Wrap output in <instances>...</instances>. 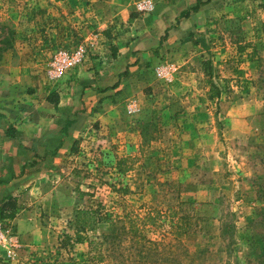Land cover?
Here are the masks:
<instances>
[{"label":"rangeland","instance_id":"rangeland-1","mask_svg":"<svg viewBox=\"0 0 264 264\" xmlns=\"http://www.w3.org/2000/svg\"><path fill=\"white\" fill-rule=\"evenodd\" d=\"M141 1L0 0V134L24 117L40 80L58 82L51 36L88 51L89 37L124 35L152 12ZM255 7L207 22L199 46L157 50L119 117L90 123L78 168L92 196V211L77 215L86 244H54L50 264H264V6ZM170 64L166 79L157 68Z\"/></svg>","mask_w":264,"mask_h":264},{"label":"crops","instance_id":"crops-1","mask_svg":"<svg viewBox=\"0 0 264 264\" xmlns=\"http://www.w3.org/2000/svg\"><path fill=\"white\" fill-rule=\"evenodd\" d=\"M259 3L264 0H159L152 12L131 20L124 35L110 29L89 37L84 61L61 80L39 81L26 98L24 117L11 125L15 137L7 136L6 128L0 134V220L12 225L22 244L8 264H50L45 254L54 244H86V239L76 242L75 235L81 222L77 215L91 210L92 196L79 184L90 180L81 179L85 171L78 170L86 160L79 155L80 138L90 123L103 125L119 117L121 100L130 85L138 84L135 73L156 61L157 50L199 46L201 40L195 39L204 36L200 32L207 22L251 15ZM51 37L59 40H52L55 47L78 43L63 45L61 35ZM49 42L43 40V46ZM196 51L203 52L201 47ZM0 264H7L1 256Z\"/></svg>","mask_w":264,"mask_h":264},{"label":"built area","instance_id":"built-area-1","mask_svg":"<svg viewBox=\"0 0 264 264\" xmlns=\"http://www.w3.org/2000/svg\"><path fill=\"white\" fill-rule=\"evenodd\" d=\"M153 8V0H142L138 3L139 10L153 11ZM86 53L87 47L83 42L72 47L60 46L56 48L50 60L49 78L53 81L61 80L69 70L77 67L84 61ZM175 69L176 67L170 64L158 67L157 72L162 74L161 76L164 78L170 79ZM134 105V100H131L129 107L134 109ZM21 248L20 237L12 225L0 220V256L3 261L6 263L13 262V260L17 259V252Z\"/></svg>","mask_w":264,"mask_h":264},{"label":"trees","instance_id":"trees-1","mask_svg":"<svg viewBox=\"0 0 264 264\" xmlns=\"http://www.w3.org/2000/svg\"><path fill=\"white\" fill-rule=\"evenodd\" d=\"M192 9H196V8H192ZM187 12L188 11H186L184 14H187ZM263 37H264V23H263ZM5 133H6L7 136L15 137V130H14V128L12 126H9L6 129V132ZM125 160L126 159H123V158H121L119 160V162H118V169L119 170L122 169L123 163H124ZM187 216H188V213L183 214L182 216H180L178 218L179 221L176 222V227H175V230L177 231V233H182L183 231H186L187 229H185V227H189L190 226L189 222H187ZM76 231H77V233L75 235V241L76 242L82 241V236L79 234L80 232L78 231V229ZM105 237H108V236H106V234H105ZM65 244L70 245L69 244V240L67 242L63 243V245H65Z\"/></svg>","mask_w":264,"mask_h":264}]
</instances>
